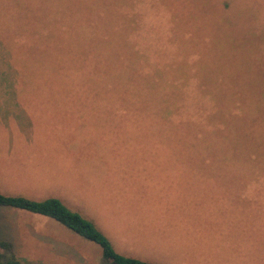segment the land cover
<instances>
[{
	"label": "rangeland",
	"instance_id": "obj_1",
	"mask_svg": "<svg viewBox=\"0 0 264 264\" xmlns=\"http://www.w3.org/2000/svg\"><path fill=\"white\" fill-rule=\"evenodd\" d=\"M0 12V91L76 97L61 131L36 124L26 137L0 120V193L57 197L118 253L154 264H264V0H0ZM37 18L45 36L49 22L57 29L41 48L33 27L18 35ZM92 26L129 34L121 79L134 91L110 89L114 66L98 45L72 57L95 45ZM182 89L186 127L156 102ZM0 238L22 264H110L99 244L10 206Z\"/></svg>",
	"mask_w": 264,
	"mask_h": 264
},
{
	"label": "trees",
	"instance_id": "obj_2",
	"mask_svg": "<svg viewBox=\"0 0 264 264\" xmlns=\"http://www.w3.org/2000/svg\"><path fill=\"white\" fill-rule=\"evenodd\" d=\"M20 6H22L20 9H22V12H24L25 14L33 12L31 5L30 3H28V1H20L19 7ZM221 7H222V4H221ZM20 9L18 10V12L21 14ZM0 14H3V13L0 12ZM12 15H13L12 12H7V14L4 13L3 17L5 16L9 17ZM51 17H56V16L51 15ZM46 18H47L45 19L46 22L48 18L49 20H51L50 16H46ZM37 21L39 22L31 23V25L26 24V23L22 24V27H20V31L18 35L19 36L22 34L25 35V31L27 30L26 28L28 27V25L33 27L38 32L37 33L38 37L36 38V42L38 43V45H40V48H41L47 41L46 37H48V35L52 33L53 30L56 32L57 29H52L51 23L49 22L48 25L50 24V29L48 30V33L45 36V34L41 32V30H43L46 27V24L43 23L42 25L43 28H42L40 26L41 25L40 23L42 22L41 18H37ZM71 25L72 24H68V26H62L63 28H61L62 29L61 34L66 33L68 35V32L71 29L70 27ZM94 29L96 30V36H94L96 39L95 45L89 48L83 45H80V47H83L84 49L79 48L78 53L73 51L72 57L76 60L82 54L89 53L92 47L94 48V51H96V46L98 45V49H101L104 51V56H103L104 68L105 67L108 68V66L109 67L114 66L115 78L113 80L111 79L109 80L108 84L110 85V89H114V83H115V89H122L125 91H134L135 89L133 88V84L130 80L121 79V77H125L126 75L124 74L123 65L126 66L127 59L129 60L128 58L129 54L126 50V45H127L126 38L128 37L129 34L127 35V32H124V33L113 32V33L102 34L103 32H99V29L94 28L93 26L90 28V30H94ZM90 30L86 32V35H88V32ZM73 31L75 32V29H73ZM72 38L76 41L74 37ZM23 42H25V40ZM108 42L110 43L109 47L107 44ZM134 53L135 52H133L132 54ZM107 59H111L112 62L109 64L107 62ZM85 61L86 62L88 61L86 57L82 58L81 62H85ZM88 64L89 63L87 62V65ZM42 71L44 73V70ZM49 73L51 74L52 71L49 70ZM84 77L85 78L83 82L88 77V72L87 71L85 72V70H84ZM183 81L185 82V80ZM179 88H181V86L178 87V90ZM183 89L180 90V96H183V98L169 97L168 100L156 99V102L158 101L161 103V108L163 109V117H166V119L170 120V117L172 115L173 116L175 115L171 120H175L176 122L178 121L181 124V126L185 125L184 127H186L189 125V123H184V121L189 120L187 116L188 114L187 107H188V104H192V103H191L190 96L186 93V90H183ZM152 99L153 98L149 96L147 100L148 102L145 101V103L148 105H152L151 103ZM167 101H171L172 109L170 108ZM212 101L214 102L216 106L217 104L216 99L214 100L212 99ZM134 105H137V104H134ZM142 105H144V103H142ZM222 109L218 111V113H223ZM133 110L142 111V108L138 107ZM0 206H10V207L18 208L21 210L29 211L31 213L40 214V215H44V216L56 219L63 225L67 226L68 228H70L71 230H73L74 232L82 236L83 238L99 244L102 248L104 259L110 264H154V263L147 262V261H144L138 258L125 256V255L118 253L114 249L109 238L100 229H98V227L94 224L93 221L86 218L81 213L72 210L61 199L57 197H48L43 200H35V199L27 198L24 196H11V195H5L3 193H0ZM0 264H22V262L14 254L12 243L8 241H4L2 239H0Z\"/></svg>",
	"mask_w": 264,
	"mask_h": 264
},
{
	"label": "crops",
	"instance_id": "obj_3",
	"mask_svg": "<svg viewBox=\"0 0 264 264\" xmlns=\"http://www.w3.org/2000/svg\"><path fill=\"white\" fill-rule=\"evenodd\" d=\"M80 95L83 94L80 93ZM71 98H76L73 92L22 91L18 89L2 90L0 91V120L9 126L13 124L14 128L26 137L33 136L32 134L36 132V124H41V126H47L48 124L47 129L61 131L62 127L57 122H64L65 125L67 109H76L68 107L71 103H68L67 100ZM62 108L63 110H60ZM43 129L40 128L38 130ZM12 147H14V144ZM8 153L10 152H6V155ZM7 158L11 161L7 162L8 165H11V169H21L18 166L20 162L16 158ZM53 161L57 162L56 159ZM2 165L4 164L2 163ZM50 169L58 171L57 167ZM63 184L67 185L66 182H58L54 186L61 187Z\"/></svg>",
	"mask_w": 264,
	"mask_h": 264
}]
</instances>
